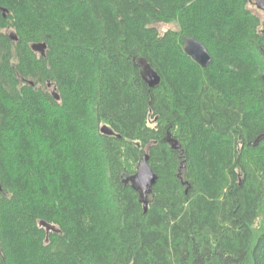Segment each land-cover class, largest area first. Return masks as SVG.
Instances as JSON below:
<instances>
[{
    "label": "trees",
    "instance_id": "1",
    "mask_svg": "<svg viewBox=\"0 0 264 264\" xmlns=\"http://www.w3.org/2000/svg\"><path fill=\"white\" fill-rule=\"evenodd\" d=\"M262 23L251 0H0V264H264Z\"/></svg>",
    "mask_w": 264,
    "mask_h": 264
},
{
    "label": "water",
    "instance_id": "2",
    "mask_svg": "<svg viewBox=\"0 0 264 264\" xmlns=\"http://www.w3.org/2000/svg\"><path fill=\"white\" fill-rule=\"evenodd\" d=\"M251 1L254 3L255 7L258 10L262 11L264 14V0H251ZM9 36L12 40H17V36L14 33V31H11ZM45 47H46V44L44 42H38V43L31 44V48L37 52H40L41 54H43ZM184 51L193 61H195L202 67H205L211 60V56L208 50L206 49V47L200 41L196 40L193 37H187L185 39ZM141 74H142L143 80L149 85V87H152V88L156 87L157 85H159L161 81V77L156 72V70H154L150 66V64L144 61H141ZM261 77L264 83V68H263ZM48 86L51 87V84L48 83ZM51 93L56 100L59 99V95L55 87H52ZM263 95H264V85H263ZM100 131L106 135L119 136L112 130L110 126L106 124L101 125ZM262 137H264V134L258 136L256 140L253 142V144H256ZM166 139L173 149L177 150L179 153H182L181 144L177 140L172 138L169 133L167 134ZM182 167H184V160L180 162V166L178 167L180 178H182L181 176ZM155 179H156V176L152 172L150 167L148 166L147 157L146 155H144L136 169V172L132 176V183L134 186L144 189L146 185H150L154 183ZM182 182L185 183L186 181L182 180ZM144 208H146V204H144ZM39 223L40 225L45 227L46 232L48 231L59 232L60 231L54 224H50L44 220H40Z\"/></svg>",
    "mask_w": 264,
    "mask_h": 264
},
{
    "label": "rangeland",
    "instance_id": "3",
    "mask_svg": "<svg viewBox=\"0 0 264 264\" xmlns=\"http://www.w3.org/2000/svg\"><path fill=\"white\" fill-rule=\"evenodd\" d=\"M252 5L255 7V5H254L253 2H252ZM255 8H256V7H255ZM259 14H260V16H261V18H262V22H263L262 25H263V27H264V14H263V12L260 11V10H259ZM158 27H159L161 30H165L166 28L171 27V25H169V24H159Z\"/></svg>",
    "mask_w": 264,
    "mask_h": 264
}]
</instances>
